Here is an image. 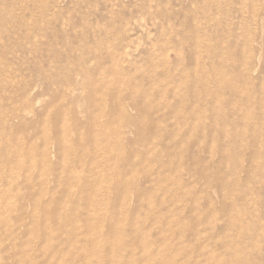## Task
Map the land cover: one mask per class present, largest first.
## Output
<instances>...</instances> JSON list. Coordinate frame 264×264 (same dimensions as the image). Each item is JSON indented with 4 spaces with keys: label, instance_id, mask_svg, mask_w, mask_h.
<instances>
[{
    "label": "rangeland",
    "instance_id": "rangeland-1",
    "mask_svg": "<svg viewBox=\"0 0 264 264\" xmlns=\"http://www.w3.org/2000/svg\"><path fill=\"white\" fill-rule=\"evenodd\" d=\"M242 260L264 264V0H0V264Z\"/></svg>",
    "mask_w": 264,
    "mask_h": 264
},
{
    "label": "bare ground",
    "instance_id": "bare-ground-1",
    "mask_svg": "<svg viewBox=\"0 0 264 264\" xmlns=\"http://www.w3.org/2000/svg\"><path fill=\"white\" fill-rule=\"evenodd\" d=\"M61 144V143H60ZM106 148V147H105ZM105 148H103V150L105 149ZM100 150H102V148L100 149ZM106 151H107V149H105ZM104 150V151H105ZM67 150H65V152H66ZM68 151H69V149H68ZM61 152H63L62 150H61ZM68 153V152H67ZM69 155V154H68ZM108 155V154H107ZM57 156V155H56ZM72 156V155H71ZM57 159V158H56ZM70 174L72 175V172H70ZM99 177V176H98ZM71 183V182H70ZM71 189L73 190V191H71ZM93 190V189H92ZM32 191V190H31ZM70 192L72 193V192H74L75 194H76V192H75V190L73 189V188H70ZM232 192H233V189L231 188V194H232ZM33 193V192H32ZM43 194V193H42ZM74 194V196L76 197V195ZM34 196V195H33ZM43 197V196H42ZM46 197H47V194H46ZM247 197V195H243V196H241V200H242V203H246V200H245V198ZM30 198V197H29ZM32 198H34V197H32ZM31 198V199H32ZM71 198H72V196H71ZM42 199V198H41ZM70 199V198H69ZM237 199V198H236ZM55 200V199H54ZM76 200V199H75ZM240 199H238L237 201L236 200H234V204L233 205H235L236 203L238 204V202L239 201H241ZM29 201V200H28ZM40 202H42V201H40ZM89 202V201H88ZM52 203H55V201L54 202H52ZM81 203L82 202H80V203H78L77 205L78 206H81ZM51 204V203H50ZM57 204H58V202H57ZM84 204V203H83ZM82 204V205H83ZM52 206L54 205V204H51ZM88 205H89V203H88ZM87 205V206H88ZM239 205H241V204H239ZM239 205H238V207H239ZM41 206H43V204L41 205ZM51 206V207H52ZM242 206V205H241ZM35 207H37V201H35ZM237 206H235V208H236ZM43 208H44V206H43ZM231 208V207H230ZM45 209L46 210H49V209H51V208H49V205H45ZM54 210V209H53ZM233 210V209H232ZM241 209H239V208H236V215L237 216H235V218L233 219V222H232V226H231V231H233V233L230 235V237H229V240H228V242H227V244H225V250H226V252H230L231 254H232V257L234 258V260H237V259H240V257H241V255H240V251H241V254H242V251H245V248H246V246H245V242L244 241H242L243 240V238L241 239V236L243 235V233L244 232H248V230L250 229L249 228V226H250V221L248 220V218L245 216V215H242L241 214V212H237V211H240ZM218 211V210H217ZM214 212V211H213ZM53 214V213H52ZM217 215H219L217 212L216 213H214V215H212V214H210L209 213V215H208V221H207V223L208 222H216L217 221V218H216V216ZM251 216V215H250ZM234 217V216H233ZM62 219V218H61ZM52 220V219H51ZM70 220V219H69ZM91 221V220H90ZM51 222V221H50ZM61 222V221H60ZM89 222V221H88ZM70 223H71V221H70ZM74 223V227H71V229H69L70 231H69V233H71L70 235H69V237H70V239L71 240H73V241H75V242H79V240L82 238L80 235H77V233L76 234H74L73 232H74V230H75V227H77L75 224V222H73ZM62 224V223H61ZM61 224H60V226H61ZM81 224V223H80ZM38 225V224H37ZM79 227V226H78ZM87 228H89V232H90V234H93V236L94 235H97V231L92 227V225L91 224H89L88 226H87ZM78 229V228H77ZM58 234V233H57ZM79 234V233H78ZM85 235V234H84ZM118 235V234H117ZM120 236V235H119ZM91 239V238H90ZM241 240V241H240ZM121 241V240H120ZM120 241L118 242L117 241V243H116V245L118 246L119 244H120ZM76 245V244H75ZM74 246V245H73ZM249 249V248H248ZM101 251V245H100V243H97L96 245H94L93 246V248L91 249V250H89V251H87V255L86 256H88L89 258H91V259H99L98 258V256H97V253L98 252H100ZM211 252V251H210ZM247 255V254H246ZM112 256V255H111ZM114 257V256H113ZM211 261H218L219 260V254L218 255H216V252H212V255H211ZM220 257H221V255H220ZM245 257V256H244ZM243 257V258H244ZM242 258V259H243ZM247 259H248V257H247ZM244 260H242V262H243ZM248 261V260H247ZM240 263V262H239ZM244 264H245V261H244Z\"/></svg>",
    "mask_w": 264,
    "mask_h": 264
}]
</instances>
